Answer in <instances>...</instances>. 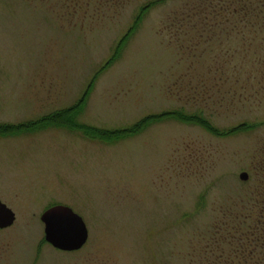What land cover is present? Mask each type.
<instances>
[{"label":"rangeland","instance_id":"obj_1","mask_svg":"<svg viewBox=\"0 0 264 264\" xmlns=\"http://www.w3.org/2000/svg\"><path fill=\"white\" fill-rule=\"evenodd\" d=\"M150 1L0 0V125L74 106L95 80L81 124L181 110L228 135L168 120L117 143L67 127L0 136V200L16 214L0 264H264V0H224L236 14H207L199 43L175 21L194 0L153 7L94 79ZM56 205L83 218L80 251L43 245Z\"/></svg>","mask_w":264,"mask_h":264},{"label":"trees","instance_id":"obj_2","mask_svg":"<svg viewBox=\"0 0 264 264\" xmlns=\"http://www.w3.org/2000/svg\"><path fill=\"white\" fill-rule=\"evenodd\" d=\"M123 1L127 0H108V2L112 3L111 5L106 6H114L119 5ZM170 0H152L149 3H147L145 6L141 7L139 13L135 17L134 24L129 29L127 34L123 37V39L119 42L117 45L113 57L106 63V66L96 75L94 79H97L99 75L105 71V69L109 66H111L113 63H116V61L120 58L122 55L128 41L130 38L138 31L140 28L144 18L147 16V14L150 12V10L153 7H156L158 5H163L167 3ZM107 3V1L105 2ZM74 3L72 2V5ZM246 4V3H245ZM225 1L224 0H194L191 2H188L182 10L177 12V16L175 17V21L177 24V29L183 30L187 29V31L183 34H181L178 38H182L187 35V32L190 31H196V43L201 39H204V32L203 27L207 26V21H209V16L207 14H212L213 16H216L215 20L218 24H221L217 19L223 18L224 13L235 15L237 11H234L231 9V4L228 6H224ZM69 6V10L71 13H73V9H77L79 7L78 5H73L71 8ZM82 8V7H79ZM249 11L242 9V16L248 15ZM206 18L204 19L203 17ZM214 27V26H213ZM210 29V28H209ZM181 33V32H180ZM171 37L174 39L176 38L173 34H171ZM198 42V43H199ZM95 81V80H94ZM94 81L91 83V85L86 90L83 97L78 101V103L74 106H71L69 108L56 111L52 113L51 115H48L42 119H40L37 122H29L25 124L20 125H0V136H16L23 133H29L33 131H41L46 127H67L69 129L78 130L80 131L85 137L91 139V140H99L105 143H117L125 139L132 138L134 136H138L142 133H144L149 127L153 126L156 123H161L168 120H174L184 123H194L197 124L204 129H207L209 132L217 135V136H227L225 132H221L219 129L213 127L204 117L197 115V114H187L184 111H169L164 112L161 114H154L145 117L135 125L123 128V129H117V130H107V129H100L93 126H87L85 124L79 123L78 119L80 114L83 112V110L86 107L89 95L93 89ZM251 129V125L243 124L239 126L238 128L233 129L230 131V135L242 131H248Z\"/></svg>","mask_w":264,"mask_h":264},{"label":"water","instance_id":"obj_3","mask_svg":"<svg viewBox=\"0 0 264 264\" xmlns=\"http://www.w3.org/2000/svg\"><path fill=\"white\" fill-rule=\"evenodd\" d=\"M248 178L246 173L241 175L243 181ZM41 221L45 226V240L60 251H79L88 241L89 232L83 218L70 207H52L43 213ZM15 222L16 214L0 200V229L10 228Z\"/></svg>","mask_w":264,"mask_h":264},{"label":"flooded vegetation","instance_id":"obj_4","mask_svg":"<svg viewBox=\"0 0 264 264\" xmlns=\"http://www.w3.org/2000/svg\"><path fill=\"white\" fill-rule=\"evenodd\" d=\"M56 206H58V205H56ZM64 206V205H63ZM52 207H55V206H51V207H49V208H47L46 209V211L47 210H49V209H51ZM46 211H44V213L46 212ZM43 245H45V246H48V245H50L51 247H53L51 244H49L45 239L43 240ZM54 248V247H53ZM55 250H58V249H56V248H54ZM58 251H60V250H58ZM80 251V250H79ZM75 252H77V251H75ZM39 257L36 255V257L34 258V260L32 261V260H30L29 261V263L30 264H40V260L38 259ZM248 262H250V260L248 261Z\"/></svg>","mask_w":264,"mask_h":264}]
</instances>
